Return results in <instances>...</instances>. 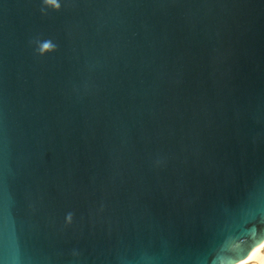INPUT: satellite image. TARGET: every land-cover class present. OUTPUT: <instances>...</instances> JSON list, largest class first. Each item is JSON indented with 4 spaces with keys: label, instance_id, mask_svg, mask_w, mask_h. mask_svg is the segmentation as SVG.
Returning <instances> with one entry per match:
<instances>
[{
    "label": "water",
    "instance_id": "obj_1",
    "mask_svg": "<svg viewBox=\"0 0 264 264\" xmlns=\"http://www.w3.org/2000/svg\"><path fill=\"white\" fill-rule=\"evenodd\" d=\"M257 231L264 0H0V264H211Z\"/></svg>",
    "mask_w": 264,
    "mask_h": 264
},
{
    "label": "clouds",
    "instance_id": "obj_2",
    "mask_svg": "<svg viewBox=\"0 0 264 264\" xmlns=\"http://www.w3.org/2000/svg\"><path fill=\"white\" fill-rule=\"evenodd\" d=\"M50 3L55 4V0H49ZM58 7V5H56ZM52 48L50 43H45L42 46V51H46ZM243 241L236 240H226L216 252V254L212 257L211 264H264V260H249V257L253 255V253L257 249H261L264 247V235H261L259 231L256 233V242L253 244L251 250L248 252L246 256L240 257L238 255H234L237 253V250L240 248Z\"/></svg>",
    "mask_w": 264,
    "mask_h": 264
},
{
    "label": "snow or ice",
    "instance_id": "obj_3",
    "mask_svg": "<svg viewBox=\"0 0 264 264\" xmlns=\"http://www.w3.org/2000/svg\"><path fill=\"white\" fill-rule=\"evenodd\" d=\"M261 250H264V247H262L261 249H257V250L253 253V255H252L251 257H249V260L251 261V260L255 259L256 256H257V254H258ZM262 260H264V258H262Z\"/></svg>",
    "mask_w": 264,
    "mask_h": 264
},
{
    "label": "bare ground",
    "instance_id": "obj_4",
    "mask_svg": "<svg viewBox=\"0 0 264 264\" xmlns=\"http://www.w3.org/2000/svg\"><path fill=\"white\" fill-rule=\"evenodd\" d=\"M264 257L262 250L257 254L256 258L257 260H260Z\"/></svg>",
    "mask_w": 264,
    "mask_h": 264
},
{
    "label": "rangeland",
    "instance_id": "obj_5",
    "mask_svg": "<svg viewBox=\"0 0 264 264\" xmlns=\"http://www.w3.org/2000/svg\"><path fill=\"white\" fill-rule=\"evenodd\" d=\"M262 252H263V255H264V250H262ZM264 258V257H263ZM255 260H257V259H255ZM258 261V260H257Z\"/></svg>",
    "mask_w": 264,
    "mask_h": 264
}]
</instances>
